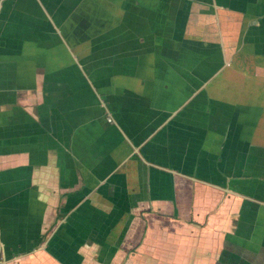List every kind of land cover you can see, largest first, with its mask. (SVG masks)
I'll return each instance as SVG.
<instances>
[{
  "label": "crops",
  "instance_id": "0c3cea01",
  "mask_svg": "<svg viewBox=\"0 0 264 264\" xmlns=\"http://www.w3.org/2000/svg\"><path fill=\"white\" fill-rule=\"evenodd\" d=\"M0 264H264V0H0Z\"/></svg>",
  "mask_w": 264,
  "mask_h": 264
}]
</instances>
